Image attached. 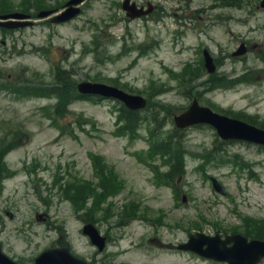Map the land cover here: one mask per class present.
Returning a JSON list of instances; mask_svg holds the SVG:
<instances>
[{"label":"rangeland","instance_id":"rangeland-1","mask_svg":"<svg viewBox=\"0 0 264 264\" xmlns=\"http://www.w3.org/2000/svg\"><path fill=\"white\" fill-rule=\"evenodd\" d=\"M122 1L86 0L60 24L0 27V149L10 173L0 195L3 250L32 264L59 231L90 264H227L177 245L197 231H264V148L223 141L208 124L178 129L173 117L195 98L229 117L255 115L264 127V10L259 0H131L154 9L130 20ZM66 2L0 0V11L35 19ZM241 42L246 53L232 56ZM203 49L216 72L202 68ZM82 80L147 98L132 135L117 131V101L79 97L64 109L56 94L20 96L36 81L60 82L63 90L52 91L66 95ZM182 161L183 175L159 176ZM88 222L108 240L101 252L81 233Z\"/></svg>","mask_w":264,"mask_h":264},{"label":"water","instance_id":"water-1","mask_svg":"<svg viewBox=\"0 0 264 264\" xmlns=\"http://www.w3.org/2000/svg\"><path fill=\"white\" fill-rule=\"evenodd\" d=\"M81 1L82 0H70L69 4H77ZM262 5H264V0L262 1ZM123 7L129 11L131 16H136L141 13L136 11L133 5L128 6L127 0ZM76 12L77 10L70 8L61 19H67ZM205 55V64L209 71H213L214 67L211 64V58L206 52ZM82 87L86 91L118 97L124 100L131 108H139L145 104V101L140 97L127 95L115 88L97 84H83ZM175 120L177 125L181 127L196 122H208L213 124L217 128L219 135L225 139H246L264 144V130H259L237 120L215 114L207 107L197 106L195 101L187 112L176 117ZM214 185L218 190L222 191L216 183H214ZM85 231L92 235L95 241L102 246V240L97 238L95 230L88 226ZM230 241L234 242L233 245L228 248L225 247V244ZM203 244L208 245L206 249H202ZM183 247L193 249L208 257L227 260L230 264H256L260 258L264 257V242L257 240L247 242L246 239L240 235L227 236L224 241H220L218 236L204 237L203 235H198V239L191 238ZM5 262H7L6 258L0 253V263ZM37 264H75V259L69 255L68 249L65 248L62 251L47 252L42 259L37 261ZM76 264H80V262H76Z\"/></svg>","mask_w":264,"mask_h":264},{"label":"trees","instance_id":"trees-1","mask_svg":"<svg viewBox=\"0 0 264 264\" xmlns=\"http://www.w3.org/2000/svg\"><path fill=\"white\" fill-rule=\"evenodd\" d=\"M128 113L129 114L125 116V120L135 123V120L137 119V114L135 112H130V111H128ZM255 236L258 238H264V231L259 230L255 232Z\"/></svg>","mask_w":264,"mask_h":264},{"label":"bare ground","instance_id":"bare-ground-1","mask_svg":"<svg viewBox=\"0 0 264 264\" xmlns=\"http://www.w3.org/2000/svg\"><path fill=\"white\" fill-rule=\"evenodd\" d=\"M134 219H135V220H141V218H139V217H134ZM159 247H160L162 253H165V254H168V253H169V252L167 251L168 248H167L166 246L160 244Z\"/></svg>","mask_w":264,"mask_h":264}]
</instances>
